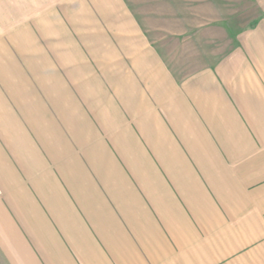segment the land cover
<instances>
[{"label": "rangeland", "instance_id": "obj_1", "mask_svg": "<svg viewBox=\"0 0 264 264\" xmlns=\"http://www.w3.org/2000/svg\"><path fill=\"white\" fill-rule=\"evenodd\" d=\"M108 1L8 0L7 26L0 32V264H25L9 249L2 222L35 264H58L14 193L17 182L71 264H242L239 254L231 253L239 236L225 233L217 214L223 206L215 213L210 196V178L215 182L226 163L210 160L213 145L178 144L177 130L170 126L167 112L174 111L175 121L178 111L183 120L185 107H200L197 97L182 100L170 88L157 92L142 71L130 67L133 49L118 48L129 44L127 29L121 24L118 32V18L96 13ZM136 2L152 5L143 19L152 40L161 41L153 45L168 82L171 75L179 80L232 55L238 40L248 42L249 59L264 63V0ZM160 27L168 33L157 32ZM25 138L37 159L29 156ZM101 155L113 164L108 174H117L121 192L105 175ZM74 164L108 211L106 228L95 221L81 192L73 196ZM50 186L74 213L96 254L86 257L74 239L80 231L73 234L63 219L54 220L51 210L62 202L54 195L52 202Z\"/></svg>", "mask_w": 264, "mask_h": 264}, {"label": "crops", "instance_id": "obj_2", "mask_svg": "<svg viewBox=\"0 0 264 264\" xmlns=\"http://www.w3.org/2000/svg\"><path fill=\"white\" fill-rule=\"evenodd\" d=\"M42 1L48 3L63 0ZM108 2L106 7L96 13L98 16L118 18L116 21L119 27L118 32L121 30V24H123L124 30L127 29L130 39L129 44L123 42L122 46L118 43V48L127 47L134 50L129 53L130 67L142 71L145 74L147 84L157 92H168L170 88V92H178L182 100H184V96L189 94L195 98L197 97L200 107L195 111L192 108L191 111L185 107L183 111L185 119L182 120L178 117L179 112L177 111V120L174 121V111L169 110L167 112L172 120L170 126L177 130L178 144H209L215 146V150L211 147V153L213 155L215 153L218 157L214 155L213 158L210 157V160L214 162L217 159L220 162L223 161L226 163L227 168H225L222 175L215 179V182L210 178V196L214 204L211 203L213 210L215 212L223 206V213L221 211L215 213L225 224V233H231L232 235L234 233L239 236V241L235 242V248L231 252L232 255L238 253L242 264H264L263 61L260 63L256 58L249 59L245 54L249 47L248 42L238 40L236 41L237 47L234 48L232 55H228L214 63L206 64L200 70L196 71L194 69L189 76H184L179 80L174 79L171 75L169 83L167 81L168 71L163 66L153 45L154 42L159 43L161 41L152 40L150 25L143 19L147 17L150 11L152 12V5H148V7L146 3L140 5L137 4L136 0H109ZM0 3L3 7L0 6V32H3L4 26H7L8 20L6 18L9 15V3L8 0H0ZM109 5H112V8L107 7ZM165 6V9H167V5ZM140 8L144 9L145 12ZM90 10L94 14L96 8ZM121 18H129V20L122 22ZM137 18H140V20ZM156 31L168 33V30L163 27L157 28ZM201 36L203 39L205 38L203 32ZM148 37L150 40H148ZM251 43L253 45L254 41H251ZM255 43H260V40H256ZM160 47H163V44L160 43ZM113 48L117 47L114 45ZM0 49H3L1 40ZM120 55L118 53L119 59ZM250 62L252 63L250 64ZM187 114L190 116L192 114L191 120ZM24 144L30 152L29 156L37 159L38 155L34 148L30 146L27 138L24 139ZM101 157L100 162L104 168L103 170L107 172L105 175L108 176L112 185L119 188L113 177L117 174H108L110 170H115L113 164L110 160H107V156L101 155ZM193 160H196V156L193 157ZM36 163L33 165L35 166ZM32 166L31 168L35 171ZM72 170H74L75 176H78L75 184L77 189L73 187L74 191H71L75 192L73 196L79 198L78 192H81V197L87 200L86 205L93 213L95 221L106 228L105 220L111 219L108 211L104 208L99 197L96 196L95 189L90 187L91 184L80 167L74 164ZM46 180H49L48 176ZM13 190L19 200L21 199L22 205L25 206L24 209L28 211L27 215L31 219L37 234L45 246L51 248L52 251L49 252L53 258L58 264H71L67 255L60 250L59 242L54 237L49 223L40 212V209L34 204L29 205V203H32L30 202L32 199L28 192L18 182ZM49 190L52 202L55 203L53 195L57 197L56 200L59 199L62 202V206L55 203L56 212L51 210L54 220L59 223L58 220L62 222L63 219L73 234L80 231L78 237L75 236L74 238L77 243L76 246L85 253L86 257H90L97 251L87 244L86 236L81 231L74 213L68 208L59 193H53L52 195V191L55 190L54 186H50ZM117 192H121L120 188ZM126 205L128 209H131L129 204ZM83 209L88 216L89 213L86 211L85 206ZM128 212L130 213V211ZM88 217L92 220L90 215ZM1 227L8 241H10L9 249L15 252L18 251L22 255L25 264H35L34 259L25 249L24 243L21 242L18 235L11 233L4 222L1 223ZM85 247L88 248L85 249ZM60 257H63V259H60Z\"/></svg>", "mask_w": 264, "mask_h": 264}]
</instances>
